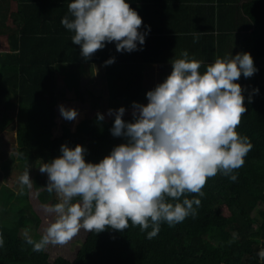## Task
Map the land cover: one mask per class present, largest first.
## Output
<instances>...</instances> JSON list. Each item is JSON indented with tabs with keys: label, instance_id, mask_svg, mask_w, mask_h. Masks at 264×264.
I'll return each mask as SVG.
<instances>
[{
	"label": "trees",
	"instance_id": "1",
	"mask_svg": "<svg viewBox=\"0 0 264 264\" xmlns=\"http://www.w3.org/2000/svg\"><path fill=\"white\" fill-rule=\"evenodd\" d=\"M215 1L218 8L228 3ZM6 3L0 12V133L13 125L16 159L32 173L40 161L60 156L62 144L83 146L86 162L96 163L114 146L126 143L127 138L114 137L110 132L114 116L106 118L102 111L92 110L71 127V121L61 116L59 106L75 110L93 106L88 102L94 97L88 88L93 74L84 77V63L104 65L110 100L128 105L147 100L149 90L142 85L144 63L181 58L176 54L165 56L168 52L159 47L171 40L170 36H147V46L133 55L121 54L115 42H106L103 49L85 59L80 46L72 43L74 33L59 32L57 23L49 26L43 22L46 18L37 17L23 4L22 8L18 0ZM24 9H29L30 14ZM240 9L249 32L238 40L239 53H249L257 71L248 78L242 74L236 81L244 89L247 109L236 131L246 135L253 145L244 165L236 170L237 180L231 181L220 173L209 178L202 189L204 195L197 197L201 205L196 216H188L173 226L162 222L152 239L147 238L151 228L141 231L129 221L123 232H86L73 259L57 256L52 261L45 250L33 251L32 245L19 235L28 223H39L29 204V189L24 186L21 192V186L13 190L0 184V235L4 238L0 264H264L258 256L264 251V0H247ZM207 38L208 45L188 58L202 61L201 72L216 59L226 58L214 35ZM153 46L157 47L158 57L154 56ZM110 58L114 62L106 64ZM97 113L104 116L102 121L97 119ZM122 119L133 120L126 115ZM45 184L47 175L34 177L35 188ZM40 196L45 202L52 193L44 189ZM57 202L52 198L51 205Z\"/></svg>",
	"mask_w": 264,
	"mask_h": 264
},
{
	"label": "clouds",
	"instance_id": "2",
	"mask_svg": "<svg viewBox=\"0 0 264 264\" xmlns=\"http://www.w3.org/2000/svg\"><path fill=\"white\" fill-rule=\"evenodd\" d=\"M68 12L71 18L66 15L61 24L73 31L72 43L80 46L85 59L106 42H115L118 52H132L137 42H145L146 33L139 31L142 18L126 0H71ZM181 55L171 62L170 74L146 92V104L133 102L131 122L122 119L124 107L108 110V115H114L111 134L127 138L126 143L114 146L96 163L86 162L83 146L62 144L60 156L41 162L39 171L47 174L44 187L55 192L59 202L44 206L54 219L39 241L25 233L33 251L63 246L81 229L123 232L129 221L141 231L151 228L147 238L152 239L162 222L173 226L196 216L201 205L197 197L204 195L209 178L220 173L237 180L236 170L244 165L253 145L236 131L247 111L244 89L236 81L257 71L253 58L247 52L230 54L201 72L202 61L188 59L187 51ZM113 62L110 58L105 63ZM59 111L69 121L78 115L63 105ZM97 119L102 121L104 116L97 113ZM19 183L21 192L24 186H33L29 170ZM258 256L264 260V251Z\"/></svg>",
	"mask_w": 264,
	"mask_h": 264
},
{
	"label": "crops",
	"instance_id": "3",
	"mask_svg": "<svg viewBox=\"0 0 264 264\" xmlns=\"http://www.w3.org/2000/svg\"><path fill=\"white\" fill-rule=\"evenodd\" d=\"M18 1L21 3V6L23 4L25 7L30 8L37 17L46 18L43 22L49 26H52V23H57L59 32H64L66 34L73 33V31L66 29L61 24V19L66 15L71 18L68 12V4L71 0ZM227 1L228 3H226V5L218 8L215 0H126L130 7L142 18L143 23L139 31L146 33L145 38H147V36L152 37L153 35L154 38H156V36H170L171 40L159 47L163 52H168L164 53L168 54L165 56L171 57L176 54L181 58H183L181 54L184 51L188 52L189 58L193 57L194 51L200 48L202 49L205 44L208 45L207 35L210 34L214 35V38L219 42V46H222L223 54H225L226 58L229 57L230 54L235 55L239 53L238 40L249 32L246 16L243 15L240 9V5L247 0ZM4 2H6V0ZM1 9L4 8H2V4L0 3V12ZM28 12H30L29 9L25 11L26 14ZM29 14L30 13H28V15ZM48 18L53 19V22L49 21ZM219 24L222 25V29L218 26ZM145 43L146 42L140 45L137 42V50L132 52L121 51L120 53L124 55H133L135 52L139 51V49L146 47L147 45H145ZM153 51L156 52L154 56L158 57L156 46H153ZM135 56H137V53ZM172 61L171 58L160 62L144 63L142 83L147 74L150 78L154 77L156 79H158V77L161 79L170 74L172 70ZM90 72L93 74L92 83L95 79H99L100 87L102 86L101 84H103L106 90L104 65L99 63L82 64L81 73H84V77H90ZM74 123L75 122H73V124Z\"/></svg>",
	"mask_w": 264,
	"mask_h": 264
},
{
	"label": "rangeland",
	"instance_id": "4",
	"mask_svg": "<svg viewBox=\"0 0 264 264\" xmlns=\"http://www.w3.org/2000/svg\"><path fill=\"white\" fill-rule=\"evenodd\" d=\"M5 0H0V3L2 4V8H5L6 2ZM3 9H1L2 12ZM234 49V48H233ZM233 55V54H232ZM234 56V55H233ZM166 76L162 77L161 79L158 77L156 78H150L147 74L145 77V80L143 81L144 87L151 90L153 89L156 84L160 83ZM100 87V80L95 79V81L88 86L89 90L93 94V98H90L88 102L93 104V109L91 106L89 108H83V109H77V117L75 120H72L69 124L71 127H73V122H76V120L82 119L86 117L90 111L92 110H100L102 111L106 118L112 117L108 115V110L112 109L113 112L117 110L120 107L125 108L124 115L126 116H132V104H125V103H119L113 100H110L107 97V93L105 90V87L103 84ZM147 100L143 101L140 104H146ZM2 111V106H0V113ZM10 113L14 114L13 108L9 109ZM17 111H15V114ZM6 131H3L0 133V172H1V179L0 184H4L6 186H9L13 190H17L18 187H20L19 183V177L26 171L23 163L16 159V143H15V132L13 125L8 126ZM41 164L38 163L37 167L33 170L32 173H29V176L31 180L33 181L35 176L42 175V173L39 171V166ZM43 175H47L46 173H43ZM46 185V184H45ZM44 185V186H45ZM42 186L40 188H35L32 186L31 188H28V195H29V204L33 210V212L37 215L39 218V223L37 226H35L32 223H28V225L25 228H22L19 232V235L22 237H25V233H27L28 236L32 237L34 240L39 241L41 236L44 234V231L48 224L54 219V216H50L44 212V206L51 205V200L54 198L56 201L59 202V197L55 192L52 193V196L47 198V201L43 202L41 200V193L45 189V187ZM86 234V231L81 229V231L75 236L71 241H69L67 244L60 246V245H48L45 249V252L48 253V259L49 261H52L57 256H63L68 259H73V256L75 254V251L77 250L79 243L83 240L84 236Z\"/></svg>",
	"mask_w": 264,
	"mask_h": 264
}]
</instances>
